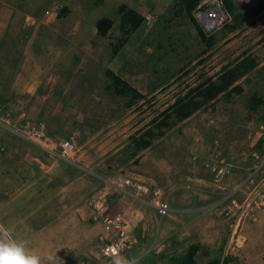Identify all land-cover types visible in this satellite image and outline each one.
<instances>
[{
	"label": "rangeland",
	"instance_id": "374dc122",
	"mask_svg": "<svg viewBox=\"0 0 264 264\" xmlns=\"http://www.w3.org/2000/svg\"><path fill=\"white\" fill-rule=\"evenodd\" d=\"M177 0H0V226L48 264H113L103 246L113 232L94 219L90 200L107 194L121 216L130 264H264V11L213 33L209 44ZM245 12L258 0H234ZM148 24L123 35L119 7ZM67 13L58 16L62 8ZM227 8V7H226ZM113 26L101 35L97 21ZM232 26H236L232 29ZM253 56L243 89L219 97L133 156L135 137L207 77ZM234 63L232 65H234ZM107 69L144 98L127 107L106 85ZM51 139H72L69 160L27 140L26 124ZM222 165L226 173L213 174ZM125 178L161 186L172 212L161 218L154 197L124 192ZM180 260V261H179Z\"/></svg>",
	"mask_w": 264,
	"mask_h": 264
},
{
	"label": "trees",
	"instance_id": "16d2710c",
	"mask_svg": "<svg viewBox=\"0 0 264 264\" xmlns=\"http://www.w3.org/2000/svg\"><path fill=\"white\" fill-rule=\"evenodd\" d=\"M201 1L202 0H177L175 3L176 12H182L191 18L196 27H198L201 38L209 44H212L214 42V37L212 35L208 37L204 34L194 16V11ZM224 4L227 10L232 14L233 20L237 23L244 21L248 16L252 17L264 11V0H258L255 7L245 12L237 11L234 0H224ZM67 10V7L62 8L58 16L62 17L67 13ZM118 12H121L120 29L123 35L118 39V43L115 45L116 50L118 46H121L128 39L131 33L137 31L141 26L148 24V18L144 13L135 8L128 7L126 4H122ZM111 26H113V21L107 17H103L97 21V28L101 35H106ZM235 27L236 26H232V29ZM233 63L226 65L218 77H207L204 81L190 89L188 93L182 97H178L167 111L162 112L156 117L154 120L157 122L154 125L135 137L133 142V156H136L140 151L150 147L156 138L165 134V128L174 125L176 121H182L190 117L196 111L214 102L219 97L229 99L233 92H241L243 87L239 81L251 73L258 66V62L253 56H249L235 61L234 65H232ZM105 74L108 77L107 89L113 92L117 97L123 98L127 107L133 106L144 98V95L136 87L114 70L107 69ZM263 102V98L255 93L249 98V108L256 111ZM260 123L264 124V114L260 118ZM258 148L261 152L264 151V142H260ZM109 242L110 241H107V243ZM194 254V251L186 253L180 259L181 262L183 264H196ZM206 264H227V262L224 261L222 263V261L214 259Z\"/></svg>",
	"mask_w": 264,
	"mask_h": 264
},
{
	"label": "built area",
	"instance_id": "2783aa9c",
	"mask_svg": "<svg viewBox=\"0 0 264 264\" xmlns=\"http://www.w3.org/2000/svg\"><path fill=\"white\" fill-rule=\"evenodd\" d=\"M195 18L200 22L205 33H213L217 29L223 27L231 20V15L227 10L224 0H202L194 11ZM149 19V18H148ZM27 123L25 131L21 134L29 141L43 147L51 156L56 154L62 159L69 160L76 152V147L72 139L58 140L51 139L47 136L44 128L31 127ZM226 173L224 166L219 165L213 168V174L216 177H221ZM126 193H132L137 198H144L153 195V205L161 218L169 216L172 212L170 205V194L167 193L161 186L150 185L143 181H133L131 178H125L122 183V188ZM107 194L104 193L99 197H94L90 200L89 205L94 213V219L101 222L107 227L108 232H113L116 238L106 243L102 251L106 257H121L123 251L128 247V233L126 226L122 223L121 216L110 215L106 199Z\"/></svg>",
	"mask_w": 264,
	"mask_h": 264
},
{
	"label": "clouds",
	"instance_id": "9594fccd",
	"mask_svg": "<svg viewBox=\"0 0 264 264\" xmlns=\"http://www.w3.org/2000/svg\"><path fill=\"white\" fill-rule=\"evenodd\" d=\"M48 264H57L53 255L46 257ZM0 264H42L41 258L32 254L24 242L14 241L6 229L0 226ZM113 264H130L129 261L117 257Z\"/></svg>",
	"mask_w": 264,
	"mask_h": 264
}]
</instances>
